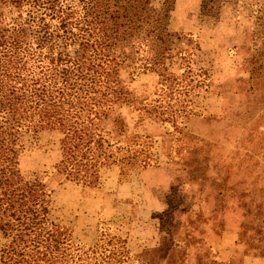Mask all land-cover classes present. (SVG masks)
I'll use <instances>...</instances> for the list:
<instances>
[{
	"label": "rangeland",
	"instance_id": "rangeland-1",
	"mask_svg": "<svg viewBox=\"0 0 264 264\" xmlns=\"http://www.w3.org/2000/svg\"><path fill=\"white\" fill-rule=\"evenodd\" d=\"M162 2L140 5L160 11L159 30L176 35L172 55L196 44L191 67L207 79L182 103L190 114L176 118L179 134L131 108L116 110L124 137H148L155 164L122 182L115 166L104 169L95 189L67 182L54 168L62 137L54 116L41 131L19 135V174L37 193L50 192L44 229L80 252L107 230L124 239L134 264H264V0H241L217 18L201 12L199 0H171L169 9ZM127 64L119 78L146 109L158 77L130 75ZM165 69L182 72L174 56ZM105 127L114 128L110 121ZM175 243L168 259L164 253Z\"/></svg>",
	"mask_w": 264,
	"mask_h": 264
},
{
	"label": "trees",
	"instance_id": "trees-1",
	"mask_svg": "<svg viewBox=\"0 0 264 264\" xmlns=\"http://www.w3.org/2000/svg\"><path fill=\"white\" fill-rule=\"evenodd\" d=\"M121 1L0 0V264H134L136 256L114 232L99 231L89 252L47 232L50 192L37 193L17 168L19 135L41 131L54 116L62 136L54 168L63 180L85 188H99L104 169L115 166L122 182L130 171L155 164L148 137H124L116 110L131 108L180 133L176 118L190 114L182 103L206 87V71L191 67L197 46L172 55L176 35L159 30L160 11L143 8L140 0ZM162 1L163 9L171 7V0ZM240 1L199 0L201 12L212 18ZM173 56L179 75L165 69ZM124 60L128 74L141 70L158 77L146 109L119 78ZM193 77L202 78L192 85ZM109 121L111 130L105 127ZM176 246L164 253L168 259Z\"/></svg>",
	"mask_w": 264,
	"mask_h": 264
},
{
	"label": "crops",
	"instance_id": "crops-1",
	"mask_svg": "<svg viewBox=\"0 0 264 264\" xmlns=\"http://www.w3.org/2000/svg\"><path fill=\"white\" fill-rule=\"evenodd\" d=\"M72 198H74V196H72ZM84 204H85V203H84ZM84 204H83V205H84ZM90 213H92V212H90ZM92 214H94V213H92Z\"/></svg>",
	"mask_w": 264,
	"mask_h": 264
}]
</instances>
